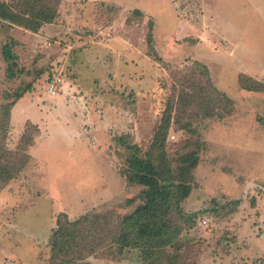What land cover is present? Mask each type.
I'll use <instances>...</instances> for the list:
<instances>
[{"label":"rangeland","instance_id":"rangeland-1","mask_svg":"<svg viewBox=\"0 0 264 264\" xmlns=\"http://www.w3.org/2000/svg\"><path fill=\"white\" fill-rule=\"evenodd\" d=\"M23 1L0 0L14 12ZM58 1L52 23L19 13L20 23L0 20V167L29 155L14 179L0 174V264L56 261L63 212L100 215L79 227L76 240L95 241L94 250L74 264H264V91L239 82L247 74L264 84V0ZM6 43L17 55L12 79ZM28 85L26 108L14 110L18 99L9 120L15 93ZM167 115L172 166L199 155L183 210L204 213L187 225L174 211L172 247L144 258L126 248L118 260L113 232L144 189L123 174L119 136L146 152Z\"/></svg>","mask_w":264,"mask_h":264},{"label":"trees","instance_id":"trees-1","mask_svg":"<svg viewBox=\"0 0 264 264\" xmlns=\"http://www.w3.org/2000/svg\"><path fill=\"white\" fill-rule=\"evenodd\" d=\"M2 3L0 2V20H15L17 23L21 22V19L17 17L18 13L40 21L39 25H41V23H52L59 12L57 8L58 0H48L47 3L46 0H24L22 3L23 8L17 9L18 12H14L11 6V9L5 7L4 3ZM136 11L142 12L140 9H136ZM153 38V34L149 33V42ZM152 49L155 56L161 59L153 45H151ZM3 55L8 62V77L11 79L15 78L18 72L17 55L13 51L12 43H6L3 46ZM196 63L203 68L206 75H209V68L205 64L199 61ZM209 81L212 82L211 79ZM211 82L210 87L218 96L229 102H233L225 92L217 89ZM239 82L243 89L264 91V84L250 75L242 74ZM30 87L31 85H28L15 93V98L11 101L7 114L9 120L13 106L18 99H21L30 90ZM7 97H11V95L8 94ZM258 121L264 127V116H258ZM170 126L171 118L167 115L162 120L155 134L152 147L146 152L137 143H131L125 140L124 137L119 136V142L128 151L126 159L127 167L124 169L123 174L131 185L139 184L144 186V189L140 194L143 202L132 213L126 214L121 221L120 230L116 228L113 232V244L110 245V249L114 248L118 254L114 257L116 259H121L125 255L126 248H140L142 258H144L145 255L151 254L153 250L172 247L173 241L176 238V231L173 229L176 223L172 216L174 211H176L177 216L180 217L182 222L187 225L194 224L195 219L204 213L203 210L194 212L183 210L182 203L190 196L192 189L196 185L193 182V169L199 165V155L197 151L183 154L177 159L178 166L173 167L165 151ZM32 141L33 139L31 138L29 145ZM25 151L23 153L25 154L23 155L25 159L22 158L19 165H4L0 167V174L4 177L5 183L17 177L23 169L29 157ZM134 200L132 198L128 199L127 204H132ZM238 203L239 201H237ZM234 204L236 205L235 202ZM98 217H100L99 214L88 213L78 219L72 220L65 212L58 216L52 239L53 260L56 261H53L52 264H65L68 262L74 264L77 259L87 258L88 255L84 253V250L93 251L94 245L91 244L95 241L82 246L76 240V236L81 225L88 226L91 222H95ZM86 232L87 230H85ZM74 238L75 242H73Z\"/></svg>","mask_w":264,"mask_h":264},{"label":"crops","instance_id":"crops-1","mask_svg":"<svg viewBox=\"0 0 264 264\" xmlns=\"http://www.w3.org/2000/svg\"><path fill=\"white\" fill-rule=\"evenodd\" d=\"M125 80L126 81H123V82H130V81H128V80H131L130 78H125ZM58 97V96H57ZM25 99H22L21 98V100L19 101V102H17V106L15 105V107H14V110L16 109V110H19V108L21 109V110H23V109H25L26 107H25V105H22V102L24 101Z\"/></svg>","mask_w":264,"mask_h":264},{"label":"built area","instance_id":"built-area-1","mask_svg":"<svg viewBox=\"0 0 264 264\" xmlns=\"http://www.w3.org/2000/svg\"><path fill=\"white\" fill-rule=\"evenodd\" d=\"M56 81H53V83L51 84V87L49 88V91L51 93H56ZM206 223V221H204Z\"/></svg>","mask_w":264,"mask_h":264}]
</instances>
